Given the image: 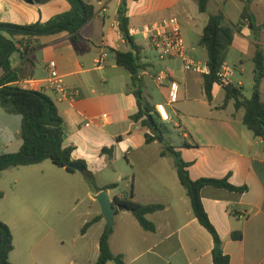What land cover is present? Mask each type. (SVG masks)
Wrapping results in <instances>:
<instances>
[{
  "label": "crops",
  "instance_id": "crops-1",
  "mask_svg": "<svg viewBox=\"0 0 264 264\" xmlns=\"http://www.w3.org/2000/svg\"><path fill=\"white\" fill-rule=\"evenodd\" d=\"M85 1L94 5L97 16L83 28L79 42L63 35L43 37L40 39L43 46L35 51L30 61H22L19 54L12 57L13 67L19 75L18 85L28 90L43 91L55 102L63 119L64 146L74 149L73 161L84 162L94 175V180L107 164L112 167L125 158L128 168L122 173V181H127L128 186L133 183L132 200L143 205L165 206L163 211L148 216L156 226L155 232H146L132 213L119 210L114 216L113 234L109 241L113 254L123 255L127 264H214L216 243L195 217L186 190L179 178L176 180L177 171L176 174L171 171L170 175L165 167L163 172H157L169 156L163 157V152L159 153L158 158L142 156L150 146L161 142L147 144L142 134L118 141L119 137L141 129V125L131 119L138 112L137 98L130 89L131 75L117 64L113 52L130 50L119 29L118 10L122 0ZM155 2L168 5L163 12L154 11L151 7ZM245 3L246 0H209L208 12L200 13L195 0L129 1L130 34L142 49V64L152 66L141 76L144 80V97L154 107L158 103L153 101L148 81L155 82L156 73H152L153 63L143 59V56L148 58L147 51L152 50L148 42L141 35H134L133 31L176 17L182 32L183 25H186L197 35L199 45L210 15L223 13L225 25H228L231 6L237 8L241 20ZM211 4H214L215 12L210 11ZM69 10L70 6L65 0H53L46 5L40 2L28 4L24 0H0V22L22 26L45 23ZM250 10L257 25H264V0L253 1ZM186 46L189 56L194 58L195 47L188 49L187 42ZM257 47L264 51V29L253 32L248 25L241 26L226 63L231 67L229 59L237 54V63H234V68L231 67L234 73L230 84L243 88L244 95L246 87L243 78L246 76L251 81V96L253 93ZM104 53L107 58L98 66L97 60ZM50 62L56 63L68 93L74 94V97L66 98L53 88L48 67ZM181 64L182 60L159 64L170 70L180 86L178 103L170 105L167 86L159 88L156 84L165 106L171 112V122L164 124L172 123L179 137L184 139V144L193 146L179 149L181 155L185 151V161L193 162L189 168L193 180L230 177L234 186L247 187L242 194L206 187L201 193L202 202L221 239V253L229 256L230 264H264V141L255 137L243 124L244 109L236 110L234 101L223 108L226 97L223 87L215 86L213 102L209 103L204 90V75L183 73L178 69ZM238 71L243 77L236 79ZM261 90L264 101V81ZM12 116L0 107V131H6L7 124H10L8 119ZM18 139L19 151L23 145L21 129ZM105 148H114L112 159L103 154ZM132 155L136 156L129 160ZM140 166H150L152 173L148 184L142 180L139 183L136 174L132 179V172ZM169 178L171 182L167 180ZM103 188L98 186L92 191L94 200L101 193L97 190ZM120 189L121 185L114 190ZM112 190H108L112 201L123 200L129 194L121 189L119 194L112 196ZM8 225L15 245L11 260L17 249V237L14 227ZM234 232H241L243 239L233 240ZM26 233L29 235L28 230ZM87 235L88 232L82 237ZM99 256L100 242L94 260L88 264L96 263ZM107 264L116 263L109 261Z\"/></svg>",
  "mask_w": 264,
  "mask_h": 264
},
{
  "label": "trees",
  "instance_id": "trees-1",
  "mask_svg": "<svg viewBox=\"0 0 264 264\" xmlns=\"http://www.w3.org/2000/svg\"><path fill=\"white\" fill-rule=\"evenodd\" d=\"M51 0H41L44 4ZM70 10L56 15L49 21L37 22L31 25H16L0 22V107L8 115L20 116L21 139L23 145L17 153L0 154V172L13 168L28 167L51 161L60 169L68 173H76L69 166L75 162L72 159L74 149L64 146L63 119L59 114L55 102L43 91L24 89L18 85L19 75L13 67L12 57L15 54L21 56L22 61H30L31 56L43 45L40 39L43 37L66 36L74 42H79L83 28L97 16L94 5L85 0H65ZM129 1L122 0L118 10L119 29L122 37L130 45L128 52L113 51L117 64L124 68L131 75L132 93L138 102V112L132 116V120L141 125L136 133H130L118 138V141H125L136 134L144 135L147 144H152L164 136L165 124L161 120L155 107L144 97V80L141 76L151 65L142 64L141 47L136 43L134 36L130 34ZM200 13L208 12L209 0H195ZM255 0H246L238 25H225L223 13L210 15L207 26L204 29L199 45L207 51L209 74L204 75V90L209 103L213 102L214 88L219 85V74L223 65L227 62L229 51L233 46L235 35L240 32V27L248 25L253 32L264 29V25L258 26L255 16L250 10V4ZM256 74L254 77L253 93L250 98L245 97L244 89L232 84L226 86L225 103L226 108L231 101H234L235 109L245 110L243 124L253 132L255 137L264 141V101L262 99V83L264 81V51L257 47L254 57ZM153 117L158 130H155L149 118ZM196 145V144H195ZM184 147H193L184 144ZM114 148L104 149L103 154L112 159ZM163 157L172 156L175 160L177 175L183 188L186 190L191 201L193 213L199 223L213 237L215 243L221 244L219 234L212 224L202 202V190L206 187L224 189L235 193H245L247 187H236L230 182V177L224 179L201 178L193 180L189 168L193 162H187L182 158L176 148L170 146ZM85 166L83 173L86 178L93 182L94 175L88 170L84 162H76ZM118 184H111L97 192L118 188ZM133 192H129L127 198L116 199L115 203L124 206L125 210L139 222L146 232H155L156 226L149 221L148 216L161 212L165 209L161 204H139L132 200ZM99 218L93 219L82 229L83 234ZM113 228L107 227L100 238V256L96 263L107 264L114 261L116 264H127L123 255L112 253L109 245ZM232 239L240 241L243 239L241 232H234ZM15 250L14 237L11 228L0 222V264H13L10 256ZM216 254V253H215ZM214 264H230V258L221 253L215 255Z\"/></svg>",
  "mask_w": 264,
  "mask_h": 264
},
{
  "label": "rangeland",
  "instance_id": "rangeland-1",
  "mask_svg": "<svg viewBox=\"0 0 264 264\" xmlns=\"http://www.w3.org/2000/svg\"><path fill=\"white\" fill-rule=\"evenodd\" d=\"M167 5V3L155 2L151 8L154 11L163 12ZM209 8L211 12L216 11L214 4H211ZM228 23L229 26L240 23L239 12L233 5L229 10ZM183 35L188 49L195 47L194 58L190 54L191 58L197 63L205 64L208 56L206 51L198 45L197 35L187 29L186 25H183ZM147 55L148 58L143 56V59L153 63L152 73H158L162 69L159 64L163 63L159 60L158 53L149 50ZM231 56L229 60L231 67L234 68L233 65L237 63L238 56L236 53ZM182 68V64L178 65L179 71L183 70L185 73ZM237 76L236 79L242 76L239 71ZM148 82L153 101L164 104L156 83L150 79ZM243 82L246 87L245 95L250 98L252 87L249 76L244 77ZM160 109L166 117V113L162 108ZM166 110L171 115L168 107ZM8 120L10 124H7L6 131H0V154H13L18 151V133L22 119L20 116H12ZM164 130V136L160 138L161 141L158 140L161 143L150 146L142 156L149 159L158 158L159 153L166 152L170 146L179 151L184 145V139L179 137L172 123L165 124ZM134 156L136 155L130 156L129 160L134 159ZM182 158L186 160L185 151H182ZM127 163V159L124 158L112 167L107 164L106 169L99 173L93 182H90L83 173L70 174L65 169L54 166L51 161L0 172V222L12 225L17 237V249L12 255L11 262L13 264H88L93 261L98 251L100 237L109 226L102 215L99 203L94 200L92 191L98 186L119 184L121 189L131 192L133 183L131 182L128 186L127 181H122L124 177L122 173L128 168ZM162 164L163 166L158 167V173L163 172L167 167L168 174L171 175V171L176 174L177 169L172 156H169L168 160ZM151 173L150 166H140L132 172V179L136 174L139 183L144 181L148 184ZM177 178L178 176L176 180ZM167 180L171 182L170 178ZM120 190L113 189L112 196L119 194ZM97 216L101 217V222L92 225L86 231L88 235L83 238L82 229ZM118 220L119 218L116 221Z\"/></svg>",
  "mask_w": 264,
  "mask_h": 264
},
{
  "label": "built area",
  "instance_id": "built-area-1",
  "mask_svg": "<svg viewBox=\"0 0 264 264\" xmlns=\"http://www.w3.org/2000/svg\"><path fill=\"white\" fill-rule=\"evenodd\" d=\"M134 35H141L149 44L152 51L158 53V58L162 62L170 60H182L184 71L194 72L202 75L209 74L207 64L195 62L188 54L186 42L183 36L181 24L176 17H170L151 25L145 26L142 30H134ZM107 58V54L100 55L97 65L101 66ZM49 72L51 74V84L59 93L66 98L74 97V94L68 93L63 78L60 76L55 62L49 63ZM233 69L225 63L219 74V85L223 88L229 86L233 77ZM159 88L168 89V104L174 105L179 101L180 86L173 77L170 70L162 68L156 73L154 78ZM166 113L163 115L161 109ZM157 113L164 123L171 122V118L166 110L165 104L156 106Z\"/></svg>",
  "mask_w": 264,
  "mask_h": 264
},
{
  "label": "water",
  "instance_id": "water-1",
  "mask_svg": "<svg viewBox=\"0 0 264 264\" xmlns=\"http://www.w3.org/2000/svg\"><path fill=\"white\" fill-rule=\"evenodd\" d=\"M28 4H35L40 2L41 0H24ZM150 123L154 127L155 130H158L157 125L155 124L153 117L149 118ZM161 141V139H160ZM71 169H73L75 172L84 173L85 172V166L80 163L73 162L69 166ZM95 200L99 203L101 209H102V215L107 220L108 226L110 228H113L114 226V216L117 214L119 210H125L124 206L117 205L115 201H112L109 197L108 190H103L100 194H98L95 197ZM216 250L215 253L217 256L221 254V244L217 243L215 244Z\"/></svg>",
  "mask_w": 264,
  "mask_h": 264
}]
</instances>
